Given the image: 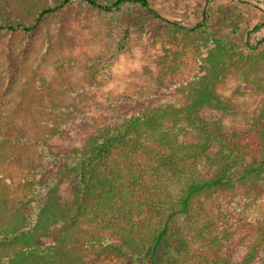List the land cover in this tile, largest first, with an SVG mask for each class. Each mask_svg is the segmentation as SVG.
I'll return each instance as SVG.
<instances>
[{
  "label": "trees",
  "instance_id": "trees-1",
  "mask_svg": "<svg viewBox=\"0 0 264 264\" xmlns=\"http://www.w3.org/2000/svg\"><path fill=\"white\" fill-rule=\"evenodd\" d=\"M151 1L0 0L13 49L45 25L0 89V264H264V212L230 210L264 202V40L252 48L238 26L219 36L208 12L186 25ZM130 5L147 19L124 26ZM58 11L103 14L107 52L91 51L96 32L57 37L46 20ZM153 23L155 70L106 90L132 31ZM76 66L81 79L64 73ZM235 82L252 96L228 93ZM70 132L78 144L51 149Z\"/></svg>",
  "mask_w": 264,
  "mask_h": 264
},
{
  "label": "rangeland",
  "instance_id": "rangeland-1",
  "mask_svg": "<svg viewBox=\"0 0 264 264\" xmlns=\"http://www.w3.org/2000/svg\"><path fill=\"white\" fill-rule=\"evenodd\" d=\"M151 4L163 16L172 20L181 22L186 25H193L199 22L205 12L212 17V25L216 33L221 36L225 35L231 27L238 26L240 31L243 32L252 48L258 46L260 41L264 40V26L260 30H255V27L264 21V0H152ZM69 12L58 11L56 16L48 18L47 24L52 27L54 34L58 37L64 31L68 34L75 35L78 33L88 34L96 32L99 34L98 42L93 45L91 51L96 54L107 52L110 40L106 39V22H102L103 14L98 11L90 12L89 14H77ZM118 15L125 26L129 21L147 19L145 10L139 6L130 5L124 7ZM69 18V24L65 30H61L60 19ZM156 23L146 32L132 31L128 46L124 49L122 54L115 60L111 67V71L115 76V80L105 85L106 90L112 92H123L130 85L131 80H142L138 76L145 69L155 70V58L160 48V37L162 31H155ZM45 28L43 24L32 36V45L27 49H13V42L10 41L5 32L0 33V89H2L6 82L16 74L15 66L29 63L35 56L36 50L41 42L42 32ZM65 32V33H66ZM158 32V33H156ZM112 38H120L119 36H111ZM103 38V39H102ZM112 43V42H110ZM264 44V42H262ZM118 42L113 41V47L117 46ZM110 52V51H109ZM109 52L106 53L109 55ZM107 57V56H106ZM108 58V57H107ZM43 66L47 69L48 73L53 74L54 69L52 65ZM83 71L82 66H76L66 69L64 72L76 79H81L80 71ZM135 83V82H134ZM241 92L243 98L252 96L253 87L249 84L242 82H235L230 85L228 93L233 91ZM75 132H70L69 137H61L54 140L50 147L52 150L60 152L69 144H78ZM65 183H62V193L65 197ZM245 200L234 201L230 205V210L234 214V220L244 212L251 218L259 216L264 212V202L258 205L247 207Z\"/></svg>",
  "mask_w": 264,
  "mask_h": 264
}]
</instances>
